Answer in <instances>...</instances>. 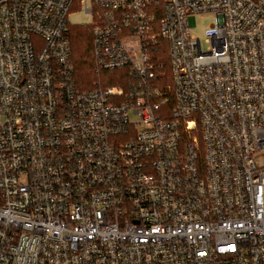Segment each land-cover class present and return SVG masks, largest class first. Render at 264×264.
I'll return each mask as SVG.
<instances>
[{"label": "built area", "instance_id": "1", "mask_svg": "<svg viewBox=\"0 0 264 264\" xmlns=\"http://www.w3.org/2000/svg\"><path fill=\"white\" fill-rule=\"evenodd\" d=\"M0 264H264V0H0Z\"/></svg>", "mask_w": 264, "mask_h": 264}, {"label": "trees", "instance_id": "2", "mask_svg": "<svg viewBox=\"0 0 264 264\" xmlns=\"http://www.w3.org/2000/svg\"><path fill=\"white\" fill-rule=\"evenodd\" d=\"M70 33L74 82L80 90H87L99 80L92 52V30L89 26L76 25L71 26ZM116 74L104 72L101 78L108 85L120 86L121 81L113 78Z\"/></svg>", "mask_w": 264, "mask_h": 264}, {"label": "rangeland", "instance_id": "3", "mask_svg": "<svg viewBox=\"0 0 264 264\" xmlns=\"http://www.w3.org/2000/svg\"><path fill=\"white\" fill-rule=\"evenodd\" d=\"M71 26H90L91 17L85 14L79 8H74L69 18ZM214 24V15H208L203 18L198 17L192 33L201 40L203 47H206V31Z\"/></svg>", "mask_w": 264, "mask_h": 264}]
</instances>
